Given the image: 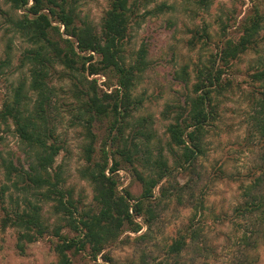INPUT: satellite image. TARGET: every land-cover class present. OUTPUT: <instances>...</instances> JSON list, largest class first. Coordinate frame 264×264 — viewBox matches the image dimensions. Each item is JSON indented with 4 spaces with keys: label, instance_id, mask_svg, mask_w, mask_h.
<instances>
[{
    "label": "trees",
    "instance_id": "obj_1",
    "mask_svg": "<svg viewBox=\"0 0 264 264\" xmlns=\"http://www.w3.org/2000/svg\"><path fill=\"white\" fill-rule=\"evenodd\" d=\"M7 1L19 13L15 16L9 10L3 11L1 3L0 13L10 29L26 43L21 64L27 67V73L2 103L0 124L14 126L32 160L26 167L13 157L0 154L5 177L1 197L12 189L16 192L11 195V204L2 206L0 226L16 229L22 252L26 244L52 233L56 237V264H75L73 256L84 251L94 260L101 255L104 262L99 264H117L105 250L126 230L139 232L143 223L138 218L147 224L149 232L137 235L135 240L150 238L159 217L155 188L172 178L176 169L190 174L197 171L198 162L206 155L210 127L220 116L221 97L235 85L233 79H224L223 74L250 52L258 56V65L250 72L255 90L250 94L249 132L258 137L263 160L247 179L235 178L243 199L235 205L234 217L249 214L258 220L259 226H264V0H250L251 5L242 17L240 0H232V6L223 11L225 17L217 16L220 28L216 34L207 24L193 30L189 39L191 48L199 46L201 55L204 52L207 55L201 56L195 67L196 82L192 92L186 95L185 105H167L166 116H172V112L175 115L167 126L166 146H160L156 155L151 146L156 133L148 119L131 121L142 107V98L135 97L134 90L147 68L148 48L141 47L136 57L129 59L127 45L133 22L140 23L143 10L145 14H154L176 7L166 2L150 7L155 0H108L98 31L91 21L80 16L79 9L86 0ZM194 3L198 10H208L213 0H194ZM211 43H215L216 52L208 51ZM57 66L64 69L62 79L70 82L68 88L61 86V90L68 89L75 100L74 118L84 128L88 140L84 146L86 164L80 174L93 186L91 206L75 198L74 189L66 184L64 167L56 165L63 148L53 120L58 87L52 78ZM184 69L188 83L190 75ZM100 73L115 78L117 86L111 92L102 89L98 79H90L91 75ZM98 123L105 126L99 145ZM165 149L173 158L172 164ZM224 166L221 164L216 169L219 178L227 176ZM123 168L131 169L142 184L140 196L128 188L124 192L119 189V171ZM190 186V182L162 185L160 199L175 194L183 202V191ZM40 201L53 203L58 217L54 227L44 219ZM193 208L190 221L176 236L162 245L157 242L153 245L158 247V254L152 249V255L145 252L131 264H210L208 259H201L212 254L203 222L208 208L203 200ZM253 235L254 231L237 237L242 251L236 264H258L253 250L257 251L264 241Z\"/></svg>",
    "mask_w": 264,
    "mask_h": 264
},
{
    "label": "rangeland",
    "instance_id": "obj_2",
    "mask_svg": "<svg viewBox=\"0 0 264 264\" xmlns=\"http://www.w3.org/2000/svg\"><path fill=\"white\" fill-rule=\"evenodd\" d=\"M163 2L174 5L176 8L154 14H145L143 10L141 12L143 15L139 19L140 23L135 25L136 21L133 22L132 37L127 45L129 59H134L141 47L148 48V65L134 90V96L142 98V107L135 112L131 121L135 122L141 117L148 119V124L156 133L151 144L155 155L160 146H166L167 126L175 115V112H172V116H166L167 105L172 107L179 104L185 105L186 95L192 92L196 82L195 67L201 56L203 58L205 54L207 55V52L201 55L199 46L191 48L189 39L192 38L193 30L207 24L210 31L216 34L220 28L217 16L225 17L224 9L233 4L232 0H213L208 10H198L194 0H155L150 7ZM0 3L3 11L9 10L15 16L19 13L11 9L7 0H0ZM108 5V0H86L81 5L79 13L83 20L91 21L94 27L101 31L102 18ZM238 5L239 14L242 17L251 2L240 0ZM1 14L0 63L3 61V65L0 67V108L12 88L27 73V67H22L21 64L22 51L26 43L10 29ZM229 31H232V28ZM215 46V43H211L208 51L216 52ZM257 59L256 53L250 52L236 61L232 70L223 74L224 79H233L235 85L221 97L220 116L210 127L206 155L198 162L197 171L190 174L176 169L172 178L163 180L155 188V196L158 197L156 202H159V217L155 220L150 238L140 242L135 240L137 235L149 232L147 224L142 218H138L143 223L139 232L126 230L115 243L106 248L105 252L114 258L115 263L137 262L145 252L147 255H152V249L155 254H158V247L153 245L156 242L162 245L176 236L190 221L195 210L193 206L201 200L208 208L205 209L203 222L205 221L208 233L206 243L212 251L209 258L201 257L202 261L208 259L210 264L238 263L242 246L237 242V237L244 232L254 231V238L264 241L262 238L264 226H259L255 217L251 218L249 214L234 217V207L243 199L239 182L235 178L247 179L263 160V150L258 142L259 139L249 132L250 94L255 90L250 72L258 65ZM184 68H187L190 75L188 83L186 81L188 75H185ZM63 71L62 66H57L56 75L52 78L53 84L58 87L57 109L53 111V120L63 144L56 165L60 164L64 167L66 184L74 189L75 198L82 199L86 205L91 206L94 202L93 186L80 174V169L86 164L84 146L88 140L84 128L76 123L74 118L75 100L68 89L61 90V86L66 88L70 86V82L61 77ZM92 78L98 79L100 87L108 92L117 86L112 76L108 77L100 73L91 75L90 79ZM108 84L111 86L109 87ZM99 125V130L96 128L99 138L97 145L102 141L105 129L104 125ZM1 153L5 158L13 157L16 162L20 161L26 167L32 160L31 154L15 133L14 126L7 127L0 124ZM165 154L168 155L172 164L173 158L167 149ZM221 164H225L227 176L219 178L216 169ZM4 182V170L2 171L0 167V216L2 206H9L11 195L16 194L12 189L9 193L3 194L2 199L1 184ZM189 182L191 186L183 191V202H180L175 194H171L169 199H160L162 185L178 186ZM125 188H128L135 196H140L142 193V184L136 179L132 170L127 168L119 171V189L124 192ZM40 203L43 205L44 219L51 227L57 225L58 217L53 203L41 201ZM220 214L221 216H218ZM199 218L198 216L196 219ZM232 219L235 220L232 221ZM66 231L67 229L64 230ZM55 239L56 237L49 233L38 241L26 244L25 251L22 252L18 248L16 229L12 227L2 229L0 226V264H56ZM253 251L258 256V264H264V243L260 244L257 251ZM73 258L75 264L104 262L101 255L97 260L92 259L88 251L74 255Z\"/></svg>",
    "mask_w": 264,
    "mask_h": 264
}]
</instances>
